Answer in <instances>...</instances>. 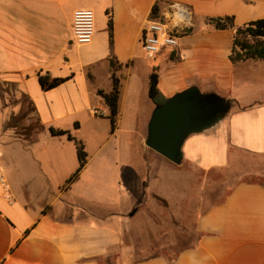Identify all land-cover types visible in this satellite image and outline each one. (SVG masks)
<instances>
[{
	"label": "crops",
	"instance_id": "0c3cea01",
	"mask_svg": "<svg viewBox=\"0 0 264 264\" xmlns=\"http://www.w3.org/2000/svg\"><path fill=\"white\" fill-rule=\"evenodd\" d=\"M79 9L96 17L93 41L80 46L72 41ZM226 16L238 27L264 19V0H0V91L28 97L34 120L25 125L44 127L37 135L5 130L9 113L0 111V167L8 181V192L0 184V264H264L261 181H237L222 201L205 205L196 243L171 260L132 258L124 241L130 213L154 191L146 184L153 158L171 163L145 144L156 108L149 96L154 68L167 98L198 87L231 101L215 127L186 140L185 161L210 171L240 153L257 166L252 174L264 175V60L232 63L235 31L209 23ZM153 19L175 28L181 41L177 51L150 59L141 34ZM112 57L122 64L115 129L98 94L113 89ZM41 75L67 81L44 91ZM83 116L98 121L99 142L90 152L81 139L88 162L68 184L79 167L76 146L50 128L78 138Z\"/></svg>",
	"mask_w": 264,
	"mask_h": 264
},
{
	"label": "rangeland",
	"instance_id": "374dc122",
	"mask_svg": "<svg viewBox=\"0 0 264 264\" xmlns=\"http://www.w3.org/2000/svg\"><path fill=\"white\" fill-rule=\"evenodd\" d=\"M2 87L6 85L3 86L0 81V89ZM21 98L14 92L0 91V111L4 109L10 116L18 114L22 107L31 108L29 102H22ZM33 120L29 115L24 124ZM94 121L88 119L84 122L83 116V128L77 136L88 143L90 152L97 148L99 142L97 130L92 125ZM234 156L237 159L228 167L210 171L199 169L185 160L178 166L160 164L153 158L146 184L153 186L154 191L146 193V197L138 203L130 231L124 234L126 245L132 249V258L157 254L173 259L179 251L196 243V221L205 205L222 201L230 186L237 181L264 182V175L251 173L257 166L249 162L247 155L237 153Z\"/></svg>",
	"mask_w": 264,
	"mask_h": 264
},
{
	"label": "trees",
	"instance_id": "16d2710c",
	"mask_svg": "<svg viewBox=\"0 0 264 264\" xmlns=\"http://www.w3.org/2000/svg\"><path fill=\"white\" fill-rule=\"evenodd\" d=\"M209 23L214 25L217 30L231 29L235 31L233 49L230 55V60L232 63L236 64L249 60H264V19L251 21L241 27L236 25L235 18L233 16L212 18L209 20ZM109 29L112 40L113 26L111 21L109 22ZM187 32H191V30H187ZM111 46H113L112 41ZM110 62L114 70L112 77L113 89L110 93H105L104 91L99 90L98 94L105 100L110 109V119L112 121L113 129H115L116 120L119 113L120 99V80L117 77L116 72L122 68V64L116 62L113 57L111 58ZM65 81H67V79L51 78L49 75L40 76V83L44 91L51 90L61 85ZM149 96L156 107L162 105L168 99L159 88V74L157 72V68H154L150 76ZM21 99L22 102L28 101L31 108L25 109L22 107L18 114H11L5 122L4 129L15 130L21 135H26L28 131L31 132L35 129V135H37L44 129V127L38 122L34 123V126L32 123L29 126L24 124V121L29 116V110H33V103L29 101L28 97L26 96H22ZM50 132L53 136H65L68 140L75 143L79 167L74 175L67 181L68 184H71L79 178L81 172L87 165L88 153L86 151L85 144L82 140L73 136L68 130L50 128Z\"/></svg>",
	"mask_w": 264,
	"mask_h": 264
},
{
	"label": "water",
	"instance_id": "95a60500",
	"mask_svg": "<svg viewBox=\"0 0 264 264\" xmlns=\"http://www.w3.org/2000/svg\"><path fill=\"white\" fill-rule=\"evenodd\" d=\"M231 101L190 87L157 106L148 123L145 144L175 165L184 160L186 140L215 127L231 109ZM137 208L130 216H134Z\"/></svg>",
	"mask_w": 264,
	"mask_h": 264
},
{
	"label": "built area",
	"instance_id": "2783aa9c",
	"mask_svg": "<svg viewBox=\"0 0 264 264\" xmlns=\"http://www.w3.org/2000/svg\"><path fill=\"white\" fill-rule=\"evenodd\" d=\"M96 33V17L91 9H79L74 13L72 23V41L76 45L90 44ZM181 35L160 19L151 20L144 26L141 42L148 58L153 59L164 51L175 52L180 46ZM0 154V160H1ZM0 184L8 192V181L0 167ZM6 198L11 200L9 193Z\"/></svg>",
	"mask_w": 264,
	"mask_h": 264
}]
</instances>
